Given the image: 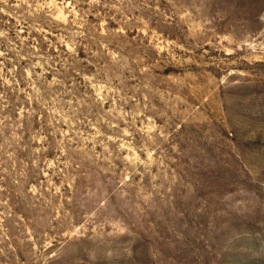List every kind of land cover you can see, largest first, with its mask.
<instances>
[{"label": "rangeland", "instance_id": "obj_1", "mask_svg": "<svg viewBox=\"0 0 264 264\" xmlns=\"http://www.w3.org/2000/svg\"><path fill=\"white\" fill-rule=\"evenodd\" d=\"M0 264H264V0H0Z\"/></svg>", "mask_w": 264, "mask_h": 264}]
</instances>
